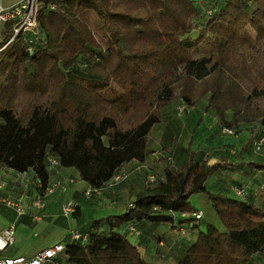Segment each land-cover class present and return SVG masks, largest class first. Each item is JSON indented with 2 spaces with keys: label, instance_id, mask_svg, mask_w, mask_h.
<instances>
[{
  "label": "trees",
  "instance_id": "1",
  "mask_svg": "<svg viewBox=\"0 0 264 264\" xmlns=\"http://www.w3.org/2000/svg\"><path fill=\"white\" fill-rule=\"evenodd\" d=\"M137 1L37 0L31 53L18 40L0 51V169L32 170L45 188L51 156L99 189L123 165L144 161L148 135L174 99L194 107L207 96L205 111L228 129L264 126V0H142L157 19ZM11 35L8 23L0 47ZM201 41L211 53L194 57ZM248 167L264 170V163ZM215 169L196 159L189 141L183 166L144 185L133 208L95 220L86 232L75 210L86 242L64 240L59 264H148L116 230L150 222L176 233L177 215L196 220L194 194L205 196L221 228L207 223L176 264H248L264 252V210L208 192Z\"/></svg>",
  "mask_w": 264,
  "mask_h": 264
},
{
  "label": "crops",
  "instance_id": "2",
  "mask_svg": "<svg viewBox=\"0 0 264 264\" xmlns=\"http://www.w3.org/2000/svg\"><path fill=\"white\" fill-rule=\"evenodd\" d=\"M21 1L23 0H0V4L2 7L8 8ZM200 3L202 2L200 1ZM203 7L204 5L201 8L203 9ZM192 12L193 21L200 24L203 21L201 10L195 9ZM207 115L205 117L201 116V113L196 114L197 120H200L199 124H187L186 126L183 124L154 125L147 138L144 161L142 163L131 161L123 165L122 167L128 172V178L125 181L113 188H108L105 184L100 191L91 194L88 199L85 198L84 192L91 187L80 180L78 172L72 168L56 167L48 179V184H52L56 179L62 180L64 190H56L45 196V207L42 210L43 219L34 222L30 216L31 212L28 210L26 215L17 220L18 226L21 225L19 232L24 237L27 231L31 233L30 230H38L47 235L51 233L56 235L52 243L36 247L34 254L54 243H63L62 240H67L70 222L67 218H63L61 213L65 204L71 202L76 205V217L82 232L89 230L90 225L95 220L122 214L127 202L134 200L135 195L144 187L145 170L143 168L158 169L162 177L166 168L174 170L181 168L186 160V148L189 141H191V150L195 153L196 159H207L209 165H217V169L205 182L208 192L245 201L264 210V170L248 167V164L264 163V159L259 158V156L254 158L252 144H249L258 136L260 124H237L232 129H228L222 124H208L209 113ZM227 115L226 119L229 120L231 114L230 116ZM190 116L194 117L193 113ZM213 119H215L214 116ZM189 126L191 127L190 133L185 136ZM221 128L230 130L232 135L219 134L222 133ZM215 133H218V136ZM156 152L170 155L171 165L165 158L157 157ZM153 155L156 157L154 158ZM218 156L222 157L223 160H217ZM34 178L32 170L17 173L0 169V182L5 184L1 194L21 192L28 196H34L35 192L31 189V182ZM238 186L246 188L247 195L244 198L234 193L233 188ZM194 197L195 201L204 208L203 210L196 209V213L200 211L202 217L195 221H187L190 219L187 216L177 215L175 217V221L180 222L182 227L190 225L193 227L186 238L177 236L169 224H152L150 222H142L135 226V233H124L125 228H118L116 231L124 234L148 264H176L195 241L198 231L204 230L207 223L215 225L212 220L214 214L205 196L194 194L190 198V204L195 207L197 205L193 203ZM1 208L0 213L5 215L7 222L0 227V232L14 219V214L11 213L12 215L9 214L10 216H8L7 212ZM204 211L207 212L210 219L206 223L203 221ZM18 226L16 231H18ZM8 250L5 252L7 256H26L15 254L13 251L10 254ZM248 264H264V252L253 255Z\"/></svg>",
  "mask_w": 264,
  "mask_h": 264
},
{
  "label": "built area",
  "instance_id": "3",
  "mask_svg": "<svg viewBox=\"0 0 264 264\" xmlns=\"http://www.w3.org/2000/svg\"><path fill=\"white\" fill-rule=\"evenodd\" d=\"M37 0H23L18 4L11 7L4 8L0 4V44L3 42L2 31L4 26L8 23L11 24L12 35L0 47V51L3 50L8 44L14 40H18L21 46L26 52L31 53L33 44L39 37V29L37 25ZM184 109H182L183 111ZM222 132L232 135V132L228 129L222 128ZM253 151L259 153L264 149V126L260 127L259 134L253 141ZM161 158H165L168 163L171 164V156L163 155L159 153ZM59 166L56 158L48 156L46 161V170L48 176L50 177L54 169ZM144 185L153 186L159 181L163 180V177L155 174L153 171H148L145 174ZM128 177V173L125 168L121 167L112 177V179L106 183L108 188H113L125 181ZM34 182V196H28L27 194H12L7 195L1 194L5 188V184L0 182V207L10 209L14 214L13 221L0 232V264H59L57 260L65 249V244L58 242L54 243L48 247H45L32 256H7L5 252L14 244L16 222L18 218L27 214L30 210V216L34 222H38L42 217V210L45 207V196L53 193L56 190L63 191L64 186L62 181L56 180L52 184H48L45 188H42L39 180L35 179ZM70 183L72 181L70 180ZM99 189H89L84 192L86 199L90 197L91 194L97 193ZM234 193L244 198L247 195L246 188L238 186L233 188ZM134 204L129 202L127 208H133ZM76 205L68 202L62 207L61 213L70 222V227L67 231L69 243H80L82 245L86 242V236L82 235L77 227L76 220L72 217L75 212ZM193 217L198 220L202 217V213L199 211L193 214ZM135 233V225H127L124 229V233ZM177 235L179 237H187L188 229L184 227H179L177 229Z\"/></svg>",
  "mask_w": 264,
  "mask_h": 264
},
{
  "label": "rangeland",
  "instance_id": "4",
  "mask_svg": "<svg viewBox=\"0 0 264 264\" xmlns=\"http://www.w3.org/2000/svg\"><path fill=\"white\" fill-rule=\"evenodd\" d=\"M137 5L140 8L144 9L149 14V16H151L154 19H157L158 13L154 9L147 7L142 0H138ZM202 5H203L202 3H199L198 7L201 8ZM192 14H193V12H192ZM194 16H195V13H194ZM95 35H96V38L98 39V41L100 42V44L102 45V47H105L106 42H107L106 39L98 33H95ZM209 49H210V47L207 46L205 42L201 41L199 43V45L196 47L197 51L196 52L194 51L195 52L194 57L208 56L211 53V51ZM206 104H207V96H204L194 107H187L180 100L174 99V101H172V103H170L167 107H165L162 110L161 115H160V121L158 124H183L184 126H186L187 124H199L200 120H197L196 114H200V113H201V116H205V117H207L208 116L207 113H209V118H208V122H207L208 124H221L216 117H214L215 119H213L214 115L211 113L210 110L208 112L205 111ZM182 109H184V110L182 111ZM191 109H192V111H190ZM191 112L193 113L194 117L190 116L192 114ZM226 115L230 116V113L227 112ZM251 124H257V123H251ZM190 129H191V127L189 126V128L185 132V136L189 135ZM221 131H222V128H221ZM219 134L223 135L226 133L222 132ZM215 135L218 136V133H215ZM182 136L184 137V135H182ZM249 144H252V146H253V141H250ZM159 153H161V152H156V156L161 158V155ZM252 154H253L254 158L259 156V158L264 159V149H262V151L259 153H255L253 151ZM156 156L153 155L154 158ZM217 160H223V159H222V157L218 156ZM171 162H172V160H171ZM143 169L145 170V174L148 171H153V172H155V174L162 176L159 173L158 169L149 168V167H147V169L146 168H143ZM145 174H144V178L146 176ZM33 180L31 182V189L32 190H34ZM56 180H59V179H56ZM59 181H62V180H59ZM16 194H21V192H16ZM199 195L201 196V194H199ZM129 202L130 201H128L127 204ZM193 203L197 205V206H195L196 208L193 206V208L195 210L196 209H202V210L204 209L201 204H199L198 202L195 201V197L193 199ZM1 209L4 210L5 212H7L8 216H10L9 214H11V213L13 214V212L10 209L4 208V207H2ZM62 217L65 218L63 215H62ZM42 219H43V217H41V220ZM212 220H213V223H215L216 227L221 228V225H220V223H219V221L215 215H212ZM203 221L205 223L207 221H210L209 215L205 211H204V220ZM6 222H7V219H6L5 215L0 213V227H2ZM17 226H18V222L16 224V227ZM20 228H21V225L18 226V231H16V234H15L14 244L9 248L8 253L13 251L15 254H21V255H26V256L33 255L36 247H38V246L41 247V246H44L48 243H52L53 239L56 236L54 233L47 235V234H43L41 231H38V230L28 229L31 231V233L29 231H27V233L24 237V235L21 232H19ZM33 233H35V234H33ZM29 234H30V236H29ZM62 241H64V240H62Z\"/></svg>",
  "mask_w": 264,
  "mask_h": 264
}]
</instances>
